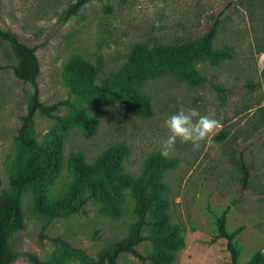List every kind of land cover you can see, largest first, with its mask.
I'll return each mask as SVG.
<instances>
[{
    "label": "rangeland",
    "instance_id": "374dc122",
    "mask_svg": "<svg viewBox=\"0 0 264 264\" xmlns=\"http://www.w3.org/2000/svg\"><path fill=\"white\" fill-rule=\"evenodd\" d=\"M76 0H0V26L34 47L39 62L37 88L48 113L36 111L26 136L62 155L58 172L42 183L46 194L37 208L35 190L20 198L23 227L8 237L13 258L7 264H106L100 252L123 239L136 220L137 188L148 182L157 202L146 236L118 264H152L157 248L171 254L170 264H230L227 240L237 264H264V0H90L64 21ZM227 4H231L228 5ZM224 9L210 53L192 62L205 81L192 84L167 73L145 80L140 89L152 113L143 116L107 97L81 92L87 83L78 59L97 68L104 82L127 61L136 43H182L202 36ZM17 58L0 37V177L2 192L35 157L18 139L33 86L16 77ZM186 108L214 114L221 127L211 143L193 151L177 143L170 159L160 155L169 135L164 120ZM249 168L241 187L239 154ZM106 171L103 173V171ZM94 171L100 191L84 185L77 172ZM116 178L125 185L114 187ZM174 228L182 244L169 247L150 237ZM257 251L261 258L253 263Z\"/></svg>",
    "mask_w": 264,
    "mask_h": 264
},
{
    "label": "trees",
    "instance_id": "16d2710c",
    "mask_svg": "<svg viewBox=\"0 0 264 264\" xmlns=\"http://www.w3.org/2000/svg\"><path fill=\"white\" fill-rule=\"evenodd\" d=\"M90 0H76L71 4L63 17L68 20L76 14ZM228 7L231 4H227ZM224 9L213 17V22L208 30L195 40H186L182 43L161 44L154 43H136L126 61V63L102 83H96L97 68L87 60L78 59L85 72L87 83L81 87V92L94 97H107L116 100L125 107L135 110L137 113L148 116L152 113L150 98L140 89V84L150 78L167 73L178 74L182 79L192 84L205 81L203 77L198 76L193 68L192 62L206 54L210 53L212 40L221 27ZM0 37L9 41L17 58V63L10 65L16 77L24 82H29L33 86V92L25 114L21 115L22 125L19 130L18 139L22 144L33 150L35 157L29 160L27 164L18 172L16 177L11 180L12 192H2L0 177V264H7L14 256L9 248L8 237L12 231L23 227V214L21 211L20 198L25 187L31 185L35 190L37 208L42 209V202L46 194V186L42 183L48 181V178L59 171L62 155L60 149L52 151L47 144L38 143L34 139L26 136V131L33 120L36 111L48 113L55 109L57 104L44 105L39 100L37 88V76L39 73V62L35 54V48L21 42L15 34L4 30L0 26ZM241 170V187L246 189L250 171L244 161L242 152L239 154ZM107 168L103 171H106ZM94 171L80 169L77 176L81 185H86L92 190V194L100 191L99 180L93 177ZM121 180L116 178L114 187ZM119 185H125V180ZM148 182H143L137 188V203L135 206L136 220L130 225L127 236L114 242L108 248L102 250L99 254L100 259L106 264H118L117 257L122 252H129L132 255L144 260L135 246L146 236L143 234L145 226L150 224L149 214L156 206L157 202L152 191L148 189ZM225 215L218 220L219 235L227 240L226 248L230 253V264H237V250L232 243V235L225 229ZM157 234L151 235L153 241L157 244H165L169 247H175L182 244V238L174 228H164L160 226ZM261 251H257L251 261L256 262L261 258ZM152 264H170L171 254L163 248H157L156 252L149 256ZM264 262V258H261Z\"/></svg>",
    "mask_w": 264,
    "mask_h": 264
},
{
    "label": "clouds",
    "instance_id": "9594fccd",
    "mask_svg": "<svg viewBox=\"0 0 264 264\" xmlns=\"http://www.w3.org/2000/svg\"><path fill=\"white\" fill-rule=\"evenodd\" d=\"M176 103L177 111L163 122L169 133L160 148V155L165 159L172 157L178 142L191 144L193 151H198L202 145L211 143L221 127V121L214 114H201L196 107L186 108L182 97Z\"/></svg>",
    "mask_w": 264,
    "mask_h": 264
},
{
    "label": "built area",
    "instance_id": "2783aa9c",
    "mask_svg": "<svg viewBox=\"0 0 264 264\" xmlns=\"http://www.w3.org/2000/svg\"><path fill=\"white\" fill-rule=\"evenodd\" d=\"M258 60L259 61H264V52L259 54Z\"/></svg>",
    "mask_w": 264,
    "mask_h": 264
}]
</instances>
